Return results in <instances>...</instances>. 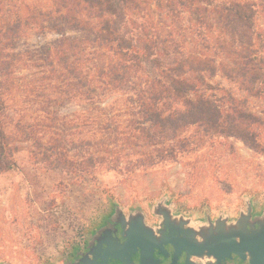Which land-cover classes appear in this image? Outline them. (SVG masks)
I'll return each mask as SVG.
<instances>
[{
    "label": "trees",
    "instance_id": "obj_1",
    "mask_svg": "<svg viewBox=\"0 0 264 264\" xmlns=\"http://www.w3.org/2000/svg\"><path fill=\"white\" fill-rule=\"evenodd\" d=\"M46 33L59 38L22 48ZM23 70L34 73L17 87ZM20 88L48 116L38 125L48 142L16 113ZM71 104L84 112L61 116ZM91 126L81 143L95 153L70 164L64 137ZM17 137L34 158L80 175L92 160L150 169L220 140L264 151V0H0V174L17 167Z\"/></svg>",
    "mask_w": 264,
    "mask_h": 264
},
{
    "label": "rangeland",
    "instance_id": "obj_2",
    "mask_svg": "<svg viewBox=\"0 0 264 264\" xmlns=\"http://www.w3.org/2000/svg\"><path fill=\"white\" fill-rule=\"evenodd\" d=\"M58 38L53 33L30 35L22 48L40 49ZM30 73L34 72L17 74V87ZM214 81L234 89L219 77ZM13 99L16 113L35 124L36 135L48 142V129L38 126L48 125V116L40 112L42 105L28 101L21 88L14 89ZM123 100L118 95L105 102ZM262 108L261 101L251 105L256 112ZM83 112V106L71 104L60 115L73 118ZM120 118L125 121L129 114L121 113ZM95 132L91 126L69 131L64 137L70 164H81L86 150L95 153V146L81 143ZM19 140L14 142L19 148L13 157L17 167L0 174V264H61L80 247L96 220L112 209L153 211L165 200L168 207L196 217L230 218L240 210L241 216L249 206L252 214H264V151L250 150L239 140L209 142L194 153L150 169L139 166L133 170L125 157L113 169L92 160L82 164L85 175L75 168L49 166L48 160L32 156L31 142Z\"/></svg>",
    "mask_w": 264,
    "mask_h": 264
},
{
    "label": "flooded vegetation",
    "instance_id": "obj_3",
    "mask_svg": "<svg viewBox=\"0 0 264 264\" xmlns=\"http://www.w3.org/2000/svg\"><path fill=\"white\" fill-rule=\"evenodd\" d=\"M165 207H168L165 204ZM240 213L234 217L226 218L220 215L211 217L206 214L203 217L191 216L171 208L169 220L162 215H156L152 209L149 211L136 209L130 211H116L112 209L100 216L96 223L89 229L87 238L80 247H75L67 259L61 264H141L142 250L135 245L130 249H124L127 236L135 233L137 236L146 238L145 231L141 230L140 224L149 229L150 236L161 240L169 239L178 244V254L171 244L165 243V251L155 250L154 257L158 264H264L251 259L243 260L232 254L231 257L217 259L204 246V238L208 244L217 248L218 245L210 240V225L216 224L217 220L225 222L227 226L240 220ZM244 214H248L244 213ZM262 211H255L251 222L262 217ZM249 228H251L249 224ZM260 232L259 225L255 224L254 234ZM148 234V235H149ZM240 241V239H238ZM186 249L183 250V245ZM188 255H190L188 259Z\"/></svg>",
    "mask_w": 264,
    "mask_h": 264
},
{
    "label": "water",
    "instance_id": "obj_4",
    "mask_svg": "<svg viewBox=\"0 0 264 264\" xmlns=\"http://www.w3.org/2000/svg\"><path fill=\"white\" fill-rule=\"evenodd\" d=\"M170 207H165V200L161 201L154 207L153 212L156 215H162L166 220H169ZM252 207H248V214L242 213L240 220L236 223H232L231 226H227L225 222L218 220L216 224L210 225V240L218 245L214 248L208 240L204 238V246L210 252V256H214L217 259L229 258L232 254L239 256L241 259H251L264 263V215L260 219L256 218L251 222ZM249 224L251 228H249ZM255 224L259 225L260 232L256 236L254 234ZM141 230L145 231L146 238L140 239L135 233H130L127 238V242L123 245L124 249H130L131 246L139 247L142 250L141 264H158V261L154 257L155 250H160L164 254H168L165 251V243L171 244L175 248V254H178V244L173 240L164 239L161 240L155 236H150L149 229L140 224ZM149 234V235H148ZM133 242L130 246V239ZM240 239V241L238 240ZM186 249V244L183 245V250ZM190 255H188L189 259Z\"/></svg>",
    "mask_w": 264,
    "mask_h": 264
}]
</instances>
